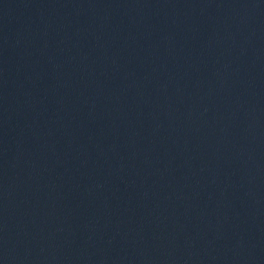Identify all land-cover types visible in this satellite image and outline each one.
<instances>
[{
	"label": "water",
	"instance_id": "1",
	"mask_svg": "<svg viewBox=\"0 0 264 264\" xmlns=\"http://www.w3.org/2000/svg\"><path fill=\"white\" fill-rule=\"evenodd\" d=\"M0 264H264V0H0Z\"/></svg>",
	"mask_w": 264,
	"mask_h": 264
}]
</instances>
